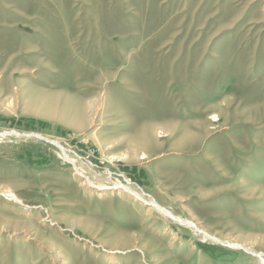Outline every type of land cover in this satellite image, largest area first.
<instances>
[{
  "label": "rangeland",
  "instance_id": "rangeland-1",
  "mask_svg": "<svg viewBox=\"0 0 264 264\" xmlns=\"http://www.w3.org/2000/svg\"><path fill=\"white\" fill-rule=\"evenodd\" d=\"M2 188L0 264L264 262V0H0Z\"/></svg>",
  "mask_w": 264,
  "mask_h": 264
},
{
  "label": "bare ground",
  "instance_id": "bare-ground-1",
  "mask_svg": "<svg viewBox=\"0 0 264 264\" xmlns=\"http://www.w3.org/2000/svg\"><path fill=\"white\" fill-rule=\"evenodd\" d=\"M44 99L43 98H37L36 99V101L33 103V105H32V107L31 108H33V109H40V108H47V110L50 108V107H48V106H46V104H45V100L43 101ZM80 105V104H79ZM78 106V105H77ZM76 106V107H77ZM81 107V108H80ZM29 108V107H28ZM77 110H78V115L79 116H81V118L84 120L85 119V113H86V111L87 110H90L91 109V105L90 104H88V103H83L81 106H78L77 108H76ZM93 109V108H92ZM74 110V109H73ZM77 110H75V111H77ZM72 111V110H71ZM70 111V112H71ZM91 111H93V110H91ZM50 112V111H49ZM48 112V113H49ZM56 113V112H55ZM75 113H77V112H75ZM73 114V113H72ZM71 114V115H72ZM71 117H73V115L71 116ZM71 119H73V118H71ZM78 119H80V117L78 118ZM81 120V119H80ZM78 121V120H77ZM85 121H88V119L87 120H85ZM85 121H83L84 123H85ZM75 123H77V122H75ZM79 123V122H78ZM77 126V125H76ZM85 126H86V124H85ZM75 127V126H74ZM80 127H82V126H80ZM76 128V127H75ZM4 135H8V137L9 136H14V137H16V138H31V137H36V138H38V139H40V138H42L40 135H37V134H25V135H20L19 133H17L16 131H13V130H10V131H5L4 132ZM55 142V141H54ZM55 144L57 145V142H55ZM117 144V143H116ZM109 145H111L112 147L114 146V141H111V142H109ZM111 147V148H112ZM130 148H132L133 149V151L131 152V158L132 159H135V158H137L139 155L140 156H142V157H145V154L144 153H139L138 152V150H139V148H140V145H138V143H136V141H132L131 142V145H130ZM142 148H143V146H142ZM62 149V148H61ZM107 149H109V148H107ZM131 149V150H132ZM139 154H138V153ZM62 156L64 157V159L66 160V161H68L69 163H71L72 165H73V167H74V170H75V172H76V175L78 176L77 178H80V180L78 181V187H79V189L80 188H85L91 195H96L98 198H102V197H106V196H108V197H111L110 199H112V196L113 195H125V196H127L128 198H130V197H132L134 200H136V202L137 203H140V205H145L146 206V214H147V216L149 217L150 215H152V211L153 210H155L156 212H158V213H160V214H162L163 216H165V217H168V218H170V219H172V220H174V221H176V222H180L181 224H187V223H185L184 221H181V219H179L178 217H175L172 213H170V212H168V211H166L165 209H163V208H161L160 206H157L156 204H155V202L154 201H151V200H146L143 196H142V194L140 193H136L135 192V190H133V188H130L129 186H127V185H124V184H122L121 182H117L116 181V183H114L113 182V184H112V186H106V185H104L102 182L100 183L99 181H97L96 179H90V178H88V177H86L87 175L83 172V170L82 169H80L79 167H77L78 165H76V159H73V158H71L70 156H68L67 154H66V152L64 151V150H62ZM128 156V154L126 153V154H124V156H122V157H124V158H130V157H127ZM131 159V160H132ZM138 159V158H137ZM80 165V164H79ZM82 165V164H81ZM85 171V170H84ZM86 173H88V172H86ZM83 174H85L84 176H83ZM98 178V177H97ZM108 178H110V177H108ZM107 182L108 183H110L108 180H107ZM112 182V181H111ZM0 191H3L2 193L3 194H0V195H3V197L4 198H6L7 200H9V201H11V202H13V203H15V204H21V200L18 198V196H16L13 192H11V191H7V188H6V190H5V188H2V189H0ZM115 197V196H114ZM133 201V200H132ZM135 202V203H136ZM12 203V204H13ZM161 215V216H162ZM160 217V216H159ZM49 222V221H48ZM4 223V222H3ZM7 224H3L2 225V223H1V225H0V233H2V232H4L5 230H7V226H6ZM73 225V224H72ZM188 225H190V227H192L193 228V225H191L190 223H188ZM6 226V227H5ZM68 227V226H67ZM194 229V228H193ZM196 232H198V233H201V234H203L204 236H205V238H207V239H211V240H216V241H218V239H216L215 237H211L210 235H208V234H206V233H204V232H201V231H197L196 229H194ZM35 231V230H34ZM28 234H29V232H28ZM37 234H38V232H37ZM31 236H34V239L37 237V235H36V231H35V233L34 232H32V235ZM44 237V236H43ZM129 237V236H128ZM29 238V237H28ZM31 238V237H30ZM131 238V237H130ZM40 239V238H39ZM43 239V238H42ZM124 240V239H123ZM40 241V240H39ZM45 241V240H44ZM43 241V242H44ZM125 241V240H124ZM221 241V240H220ZM46 242V241H45ZM130 242H131V239H130ZM223 243H225L226 245H229V246H232V247H235V248H241V249H244L246 252H248V253H252L251 252V249L249 248V247H246L247 246V244H245V243H243V244H241V243H229V242H224V241H222ZM41 243V242H40ZM47 243V242H46ZM136 243V242H135ZM39 244V243H38ZM43 244V243H42ZM51 244V243H50ZM41 245V244H40ZM44 246V245H43ZM48 247V246H47ZM53 247V246H52ZM137 247V246H136ZM133 248V247H132ZM132 248H131V250H132ZM51 249V248H50ZM58 250V249H57ZM49 253H50V251H49ZM53 254V253H52ZM258 258H259V263L260 264H264V262L262 261V259H261V257L259 256V255H256ZM50 258V257H49ZM54 261V260H53ZM69 262V261H68ZM55 263V262H54ZM68 264V263H67ZM69 264H70V262H69Z\"/></svg>",
  "mask_w": 264,
  "mask_h": 264
}]
</instances>
